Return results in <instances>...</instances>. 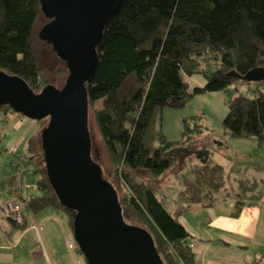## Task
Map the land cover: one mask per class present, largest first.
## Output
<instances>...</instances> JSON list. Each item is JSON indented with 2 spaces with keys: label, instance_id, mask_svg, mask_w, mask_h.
Listing matches in <instances>:
<instances>
[{
  "label": "trees",
  "instance_id": "16d2710c",
  "mask_svg": "<svg viewBox=\"0 0 264 264\" xmlns=\"http://www.w3.org/2000/svg\"><path fill=\"white\" fill-rule=\"evenodd\" d=\"M41 19L44 24L49 21L40 0H0V69L21 77L34 92L52 84L51 72H46L48 66L40 63L41 56L34 47ZM38 38L43 41L39 32ZM43 43L51 58L61 63L52 71L60 74H55L52 84L59 90L65 84L68 67L62 57L53 54L49 43ZM96 53V69L85 83L89 118L116 172L122 173L128 183L119 181L127 190V208L150 230L128 222L126 215L129 220L131 217L124 215L121 206L122 221L150 233L163 264H196L184 242L189 235L187 229L163 205L150 184L178 158L175 143L187 145L201 128L184 120L182 140L169 141L157 125V112L164 106H182L198 93L224 90L240 81L227 75L231 70L245 74L255 67L264 68V0H123L104 27ZM193 74L202 75L205 84L190 89L188 77ZM254 83L257 92L253 97L239 93L227 101L228 112L222 124L231 136L254 139L264 149V80ZM0 111L11 110L1 105ZM208 152L206 148L194 151L188 145L185 153L201 164L198 175L183 192L186 198L205 197L210 203L224 180L222 166L210 161ZM39 155L40 161L34 158L37 191L24 208L34 214L48 206L61 208L73 231L74 212L60 205L47 176L43 153ZM26 158L18 157L16 163ZM142 170L151 178L137 182L135 171ZM16 172L21 173L20 168ZM102 178L113 185L103 170ZM6 185L10 192H16L11 179ZM243 205L242 199H236L232 214L238 215ZM77 250L82 254L78 246Z\"/></svg>",
  "mask_w": 264,
  "mask_h": 264
},
{
  "label": "rangeland",
  "instance_id": "374dc122",
  "mask_svg": "<svg viewBox=\"0 0 264 264\" xmlns=\"http://www.w3.org/2000/svg\"><path fill=\"white\" fill-rule=\"evenodd\" d=\"M38 23L34 47L41 56L40 63L48 66L46 72H51L50 83L55 84V74L57 77L60 74L52 71L61 63L53 60L51 53L44 50L45 45L38 38L44 20ZM188 80L190 89L205 84L200 74H193ZM256 92L254 82L237 81L224 90L204 91L191 97L182 106H164L157 112V125L159 123L163 135L169 141L182 140L184 120L189 125L199 124L201 128L200 133L191 136L187 145L175 143L178 158L157 178L154 177L156 180L150 184L163 205L186 227L189 235L184 242L191 248L198 264H248L255 259H260L258 264H264V149L258 147L254 139L231 136L222 124L228 112L229 99L239 93L253 97ZM47 123V117L35 120L12 111L7 114L0 111V264H73L70 253H74L77 245L67 214L61 208L48 206L36 215L24 208L26 222L19 226L8 218L1 206L2 202L15 197L6 183L15 177L18 167L23 174L20 187H17L20 188L21 196H32L37 191L38 175L35 173L34 158L37 157L36 161L41 160L40 135ZM89 130L92 137L91 157L101 164L105 177L113 182L124 215L128 213L131 217L129 220L126 215V220L144 225L127 208V190L119 181L128 183L122 173L116 172L91 117ZM31 138L33 140L30 141ZM188 145L194 151L206 148L210 161L222 166L223 185L214 191L210 203L205 197L191 200L184 195L183 190L198 175V166L201 164L198 158L185 153ZM261 145L264 146V143ZM26 155L32 161L26 158L20 164L16 163L18 157ZM135 173L137 182H146L151 178L146 170ZM125 175L128 177L127 173ZM238 198L245 201L249 212L250 207L254 208L250 214L258 218L252 238L233 229L236 218L231 217L230 211ZM69 241L73 249L69 248ZM46 256H49L48 260ZM79 259L82 264H87L83 254Z\"/></svg>",
  "mask_w": 264,
  "mask_h": 264
},
{
  "label": "water",
  "instance_id": "95a60500",
  "mask_svg": "<svg viewBox=\"0 0 264 264\" xmlns=\"http://www.w3.org/2000/svg\"><path fill=\"white\" fill-rule=\"evenodd\" d=\"M123 0H40L49 18L39 30L68 75L61 89L52 84L34 92L18 75L0 69V106L40 120L47 176L61 206L74 212L73 234L87 264H163L150 233L124 223L113 185L91 157L87 83L98 62L96 45ZM242 82L264 80V68L227 73Z\"/></svg>",
  "mask_w": 264,
  "mask_h": 264
},
{
  "label": "crops",
  "instance_id": "0c3cea01",
  "mask_svg": "<svg viewBox=\"0 0 264 264\" xmlns=\"http://www.w3.org/2000/svg\"><path fill=\"white\" fill-rule=\"evenodd\" d=\"M5 114H7V113H5ZM18 168H20V167H18ZM20 174H22V173H17L16 172L15 175H14L15 177L12 179V181L15 184L16 188L18 186L20 187V178H22V176H23V174L21 176H20ZM12 194L15 195V197L20 196L21 195L20 188H17V191L16 192H13ZM234 205H235V202H234L233 207H232V209L230 211L231 217L232 218H236V221H235V223L233 225V229L235 231H239L242 234H244V235L252 238V236L254 235L255 230H256V223H257V219H258L257 217H254L253 218L251 216V214H250V212H252L254 208H251L250 207V212H249L248 211V208L246 206L247 204H245V201H244V205L242 206V208L240 210V213L238 215H235L234 216L232 214V212L234 210ZM53 208H55V207H53ZM32 215H36V214L32 213ZM25 220H26V217H25ZM73 248H74V246H73ZM73 248H70V249H73ZM190 250H191V248H190ZM70 252H72V251L70 250ZM81 255L82 254L79 253V251L77 249L74 251V253H70V256L72 258L73 264H82V260L79 259ZM46 259L48 260L49 259V256H46ZM195 262H196V264H198L196 260H195ZM259 262H260V259H255L254 261H251L248 264H258ZM262 262H264V259H262Z\"/></svg>",
  "mask_w": 264,
  "mask_h": 264
},
{
  "label": "built area",
  "instance_id": "2783aa9c",
  "mask_svg": "<svg viewBox=\"0 0 264 264\" xmlns=\"http://www.w3.org/2000/svg\"><path fill=\"white\" fill-rule=\"evenodd\" d=\"M30 201L29 195H23L21 197H12L11 199L2 202L1 206L5 214L10 216L16 224L25 223L24 205ZM69 248H73L71 241L68 243ZM178 264H184L180 261Z\"/></svg>",
  "mask_w": 264,
  "mask_h": 264
},
{
  "label": "flooded vegetation",
  "instance_id": "af4514ba",
  "mask_svg": "<svg viewBox=\"0 0 264 264\" xmlns=\"http://www.w3.org/2000/svg\"><path fill=\"white\" fill-rule=\"evenodd\" d=\"M31 161V160H30ZM33 164V163H32ZM26 167H24V169H25Z\"/></svg>",
  "mask_w": 264,
  "mask_h": 264
},
{
  "label": "bare ground",
  "instance_id": "6f19581e",
  "mask_svg": "<svg viewBox=\"0 0 264 264\" xmlns=\"http://www.w3.org/2000/svg\"><path fill=\"white\" fill-rule=\"evenodd\" d=\"M18 225H21V224H18Z\"/></svg>",
  "mask_w": 264,
  "mask_h": 264
}]
</instances>
